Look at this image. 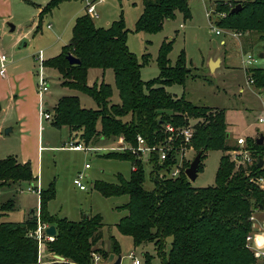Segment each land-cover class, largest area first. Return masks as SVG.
Here are the masks:
<instances>
[{
	"label": "trees",
	"instance_id": "1",
	"mask_svg": "<svg viewBox=\"0 0 264 264\" xmlns=\"http://www.w3.org/2000/svg\"><path fill=\"white\" fill-rule=\"evenodd\" d=\"M69 0H50L39 13V24L43 17L51 13L61 3ZM143 11L137 20V32L158 33L165 20L172 19L176 12L191 17L188 0H144ZM229 3V4H228ZM242 5L239 12L231 13L234 5ZM217 12L225 11L226 16L218 22L223 28H231L241 33L256 32L264 40V0H229ZM124 17L111 23L109 27H98L91 14L85 13L76 18L72 37L56 57L45 60V67L56 69L62 76V85L81 91L92 97L97 108L82 106L79 96L66 95L58 99L52 108L51 123L56 128L68 126L70 136L79 133L86 144L102 140L124 137L127 144H136L142 135L149 144H159L170 137L166 125L176 128L194 125L192 144L196 151L202 152V160L209 150H222L213 186L192 187L186 169V162L177 177L162 172L170 171L174 158L163 162L159 156L151 157L149 180L153 189H147L146 166L130 150L111 151L105 157L130 160L137 164L129 179L117 176V182L97 180L94 189L105 197L129 195L123 206L128 214L117 223L119 231L133 238L135 246L146 242L155 244L162 256L161 264H259L254 252L247 247V236L252 233L254 223L250 216L264 209V191L249 182L247 170L261 172L257 165L237 170L227 151L234 146L229 144L230 132L223 109L194 104L186 97H175L166 87L173 84L185 85L191 74L187 59L182 52L172 65L168 54L173 41L164 42L160 48L158 63L160 75L149 81L141 77V64L129 46ZM263 52V51H261ZM73 54L80 59L79 64H71L67 58ZM264 57V52H263ZM148 61V57L144 56ZM99 68L114 71L115 87L120 102L112 103L114 88L111 84L95 81L88 84L89 70ZM253 86L264 92V66L249 69ZM102 78L104 77L103 74ZM191 119V121H190ZM248 144L258 153L264 144L257 138H246ZM77 143H81L78 141ZM181 138L176 139V144ZM82 144V143H81ZM86 144V145H87ZM174 157V155H172ZM34 175L29 162H20L9 155L0 159V191L10 184L23 181L34 184ZM55 183L41 190L39 207L40 219L48 225H55L56 240L47 242V250L64 257L63 261L52 264H95L94 254L103 252L98 243L102 241L104 218L100 213L86 216L79 221L52 215L48 204L56 197ZM15 200L0 201V264H37L38 242L31 236L37 229L39 218L35 210L22 222L3 221L9 211L14 209ZM168 238L171 247L167 252ZM112 250L120 253V244L111 236ZM148 264L150 255L147 254ZM264 264V263H263Z\"/></svg>",
	"mask_w": 264,
	"mask_h": 264
},
{
	"label": "rangeland",
	"instance_id": "2",
	"mask_svg": "<svg viewBox=\"0 0 264 264\" xmlns=\"http://www.w3.org/2000/svg\"><path fill=\"white\" fill-rule=\"evenodd\" d=\"M26 1L27 3L17 0L19 6L15 10H1L0 13V50L8 56L7 76L0 74V159L13 155L20 162H29L34 171L39 168V173L36 174L39 176V181L34 184L39 190L47 189L52 182L55 183L56 197L48 204L52 215L73 221L97 213L103 216L105 224L102 228L103 238L98 243L103 252L96 254L99 262L95 258V264H115L120 256L119 264H133L134 257L142 264H148L147 254L150 255L149 264H161L162 256L158 254L154 243L146 242L135 246L133 238L121 233L117 228L116 224L128 214V210L123 206L129 201V195L105 197L93 187L97 180L115 183L118 175L126 179L130 178L133 169L130 160L104 156L117 145L118 138L102 140L97 137L95 143H86V145L81 140L80 134L73 132L72 141L75 143L80 141L87 147L73 150L69 148V127L56 128L51 123L53 116L46 119L41 113V110H46L52 115L51 110L58 99L66 95L79 96L85 108H97V103L89 95L63 86L61 74L51 67H44L49 91L41 97L38 89L40 62L36 59L37 56L41 52L43 58L48 60L61 53L63 47L71 40L76 18L87 13V1L69 0L61 3L43 17L39 27L38 6L43 7L50 0ZM143 1L100 0L96 4L98 16H91L98 27L106 28L121 16L124 17L126 26L130 30L128 46L143 64L141 68L143 81L159 77L160 48L164 42L172 40V49L168 54L170 63L174 65L179 55L184 52L191 74L185 85L173 84L166 89L175 97L184 96L194 104L212 110L223 109L231 134L230 145L235 147L239 137L257 138L264 134V123L258 121V118L264 115V92L248 82L249 69L264 66V57H260L264 52V40L261 39V34L241 33L235 29L219 26L217 21L226 15L221 16L217 10H224L220 7L222 4L227 6L225 2L229 0H188L191 17L185 18L183 13L176 12L174 18L165 20L160 32H137L135 28L144 8ZM12 25L15 26V30H12ZM213 26L222 33L216 34ZM22 35L24 38L17 43V39ZM250 54L257 59V62L246 67L244 59ZM145 55L148 61L145 60ZM220 58L223 60L222 64L212 70L211 60ZM20 73L23 74L20 78L26 87L25 94L21 98L23 97L29 104V110L25 113L18 112L11 96L14 85L17 84L15 76ZM101 73H103L102 69H90L88 84L93 85L95 81L103 79L114 88L112 103H119L114 71L107 69L103 73V78ZM41 99L47 103L44 109L41 106ZM188 125L194 130L191 122ZM39 126H41V141L38 140ZM10 127L12 131L6 134V129ZM223 154L225 153L222 150H209L205 153L202 169L195 180H190L192 187L200 188L216 184L217 171ZM195 156L196 151L192 144L186 151V162L191 163ZM149 159V156H145L143 160L147 174L145 187L153 189L154 185L148 178L151 170ZM87 164L90 166L89 169H86ZM79 174L84 175L83 182L87 186L85 191L74 183L75 177ZM34 185L23 181L6 185L1 189V202L15 200L14 209L3 216V221L22 222L32 210H35L34 215L40 218L41 193L29 189ZM256 215L258 220L264 221V209L258 211ZM253 233L254 247L264 251V232L255 228ZM112 235L120 244L119 254L112 250ZM170 247L171 238H168L165 250L168 252ZM46 253L49 257L52 255L47 247ZM263 263L259 261V264Z\"/></svg>",
	"mask_w": 264,
	"mask_h": 264
},
{
	"label": "built area",
	"instance_id": "3",
	"mask_svg": "<svg viewBox=\"0 0 264 264\" xmlns=\"http://www.w3.org/2000/svg\"><path fill=\"white\" fill-rule=\"evenodd\" d=\"M87 1V13L98 16L97 10H96V4L100 0H86ZM221 16H225V13H220ZM213 28L216 31V34H221L222 31L218 28ZM41 51V50H40ZM40 62V67L38 70V89L39 94L42 97L46 92L49 91V85L48 81L46 80V76L44 73V62L45 59L42 56V53L40 52L39 55L36 58ZM7 62H8V56L6 53H3L0 50V74L2 76L6 75L7 72ZM257 62V59L253 55H248L247 59H244V64L246 65H253ZM248 82L250 84H253V80L251 77L248 76ZM41 106L43 109L45 108L44 105H47V103L43 102V99H41ZM264 107V105H263ZM41 113L46 119H50L52 117L51 113L46 110H41ZM259 123H264V115L260 116L258 118ZM166 131L170 133V137L159 143V144H149L146 139L142 135H138L136 138V144H127L124 140V137L120 138L119 144H117L115 147L112 148V151H125L130 150V152L140 161H143L145 156H149V161L151 160V157L158 155L159 161L163 162L165 160H168L169 158H174L176 161L174 164V167L166 172H162L161 174H167L171 177H177L181 169L183 168L184 161H186V151L192 146V139H193V129L192 126L188 125L186 127H180L176 128L171 124L166 125ZM181 138V143L176 144V139ZM264 144V143H263ZM85 146L83 144L75 143L73 141H70V148L75 150L83 149ZM87 148V147H85ZM100 149V148H95ZM230 155L231 160L234 162L235 167L237 170H240L242 168L252 167L254 165H257L261 172H254L252 170H247L246 174L249 177V182H251L253 185L257 186L260 190L264 191V149L261 150V152H256L247 142L246 137H239L237 138L236 146L233 147L229 152H227ZM174 155V157H172ZM262 160V166H259L260 161ZM87 168L90 166L87 164ZM137 164H133V169H137ZM84 175L79 174L75 179L74 183L76 186H78L81 190H84L87 188V186L83 182ZM36 183V182H35ZM34 183V184H35ZM33 184V185H34ZM30 190L41 192L37 186H33L29 188ZM250 220L254 223V228H256V223L258 221V217L256 215V212L253 213L250 216ZM48 227L47 224H44L41 222L40 218L38 220V226L37 229L31 232V236L34 237L38 242V262L37 264H44V257L46 253V244L47 242H53L56 240V235H48L46 233V228ZM254 233H250L247 236V247L250 248L254 255L258 259H264V251L261 249H256L254 247L253 241L255 240ZM133 254V253H132ZM95 258L97 259V262H99V257L94 254ZM134 256V254H133ZM64 259H60L57 257V255H51V259L46 262V264H52L55 261H63ZM133 264H142L141 261L138 258H133Z\"/></svg>",
	"mask_w": 264,
	"mask_h": 264
},
{
	"label": "crops",
	"instance_id": "4",
	"mask_svg": "<svg viewBox=\"0 0 264 264\" xmlns=\"http://www.w3.org/2000/svg\"><path fill=\"white\" fill-rule=\"evenodd\" d=\"M16 1L17 0H0V13H1V10H15V8L19 6V4ZM22 1H24L25 3H27L26 0H22ZM34 1H40V0H34ZM15 2H16V4H15ZM41 10H42V5H39L38 6V12L40 13ZM11 17H12V15H11ZM49 27L52 28V25L49 24ZM14 30H15V26H14ZM23 38H24V35L20 36L17 39V43L20 42ZM218 60H219V65L216 66L215 69L217 67H219L222 64V62H223L222 58H220ZM20 72H22V71H20ZM23 74H27V73L26 72H23ZM23 74L20 73V74H18V75L15 76L16 81H17V84L15 83V85H14V92L11 95L12 96V103H15V107L18 108V112L19 113H22V112L25 113V112H27L29 110V104H28L27 100H24L23 97L21 98V96H23L25 94V89H26V87H25L22 79L20 78L21 75H23ZM101 74H103V73H101ZM5 76H7V75H5ZM29 85H30V83H29ZM15 92H17V93L14 94ZM38 133H39L38 140L41 141V126H39ZM120 138L121 137L118 138V141L116 142L117 144H119ZM72 139H73V137L71 138V136L69 135L68 140L72 141ZM73 150H75V149H73ZM89 168L86 167V169H89ZM37 173H39V168L37 169V171L36 170L34 171V175H36ZM36 176L38 177V180L37 181H39V176L38 175H36ZM85 190H87V188L84 189V190H82V191H85ZM256 229H258V231H263L264 232V221L258 220L257 223H256ZM47 254L48 253H45V257H44V260L43 261H45L47 259H50L51 256L49 257V256H47ZM101 263H103V260H101Z\"/></svg>",
	"mask_w": 264,
	"mask_h": 264
},
{
	"label": "water",
	"instance_id": "5",
	"mask_svg": "<svg viewBox=\"0 0 264 264\" xmlns=\"http://www.w3.org/2000/svg\"><path fill=\"white\" fill-rule=\"evenodd\" d=\"M242 9V5L239 3L235 7L232 8L231 13H236L239 12ZM12 29L14 30V26L12 25ZM260 57H263V53L260 54ZM67 58L69 59L71 64H79L81 61L79 58L74 56L73 54H68ZM211 69L215 70V67L219 65V60H211ZM1 109V107H0ZM12 131V128H7L6 129V134H9ZM257 143L262 145L264 143V134H261L258 139ZM201 157H202V152H198L194 159L191 161L189 167L186 169V175L188 176L189 180H195L198 176L199 173V168H200V163H201ZM259 166H262V160L259 163ZM46 233L48 235H56L57 234V229L55 225H49L46 228ZM60 259H64V257L57 255ZM121 261V256L119 257L118 261L115 264H119Z\"/></svg>",
	"mask_w": 264,
	"mask_h": 264
}]
</instances>
